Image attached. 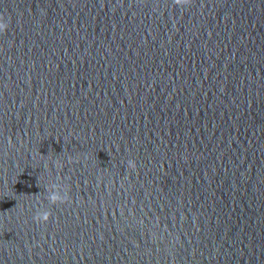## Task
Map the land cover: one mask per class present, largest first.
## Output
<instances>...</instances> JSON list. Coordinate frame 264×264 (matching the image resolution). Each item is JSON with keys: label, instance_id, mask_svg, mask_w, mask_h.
<instances>
[{"label": "water", "instance_id": "obj_1", "mask_svg": "<svg viewBox=\"0 0 264 264\" xmlns=\"http://www.w3.org/2000/svg\"><path fill=\"white\" fill-rule=\"evenodd\" d=\"M0 17V264H264V0Z\"/></svg>", "mask_w": 264, "mask_h": 264}, {"label": "clouds", "instance_id": "obj_2", "mask_svg": "<svg viewBox=\"0 0 264 264\" xmlns=\"http://www.w3.org/2000/svg\"><path fill=\"white\" fill-rule=\"evenodd\" d=\"M189 2H190V0H176V3L181 4V5L187 4ZM8 26L9 25H8L7 21H5L3 19V17H0V33L6 31ZM129 165H130V167H133V168L136 167V164L134 161H129ZM51 199H52V203L63 202V201H66L68 199V196L65 194L63 197H53ZM50 217H51V211L50 210H44L42 212H38L35 219L37 221H47V220H49Z\"/></svg>", "mask_w": 264, "mask_h": 264}]
</instances>
